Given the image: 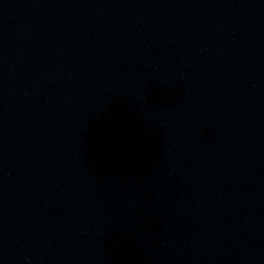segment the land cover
<instances>
[{"label":"water","instance_id":"obj_1","mask_svg":"<svg viewBox=\"0 0 264 264\" xmlns=\"http://www.w3.org/2000/svg\"><path fill=\"white\" fill-rule=\"evenodd\" d=\"M0 264H264V0H0Z\"/></svg>","mask_w":264,"mask_h":264}]
</instances>
